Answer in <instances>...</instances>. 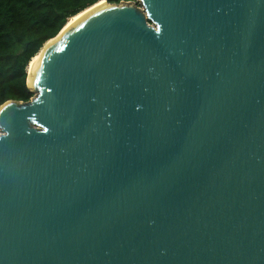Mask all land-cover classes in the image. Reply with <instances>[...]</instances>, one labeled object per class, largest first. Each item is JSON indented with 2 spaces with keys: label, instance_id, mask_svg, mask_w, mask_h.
<instances>
[{
  "label": "water",
  "instance_id": "water-1",
  "mask_svg": "<svg viewBox=\"0 0 264 264\" xmlns=\"http://www.w3.org/2000/svg\"><path fill=\"white\" fill-rule=\"evenodd\" d=\"M27 84L0 264H264V0L107 1Z\"/></svg>",
  "mask_w": 264,
  "mask_h": 264
},
{
  "label": "trees",
  "instance_id": "trees-1",
  "mask_svg": "<svg viewBox=\"0 0 264 264\" xmlns=\"http://www.w3.org/2000/svg\"><path fill=\"white\" fill-rule=\"evenodd\" d=\"M98 0H0V105L33 96L28 64L69 17ZM111 3L135 0H107Z\"/></svg>",
  "mask_w": 264,
  "mask_h": 264
},
{
  "label": "bare ground",
  "instance_id": "bare-ground-1",
  "mask_svg": "<svg viewBox=\"0 0 264 264\" xmlns=\"http://www.w3.org/2000/svg\"><path fill=\"white\" fill-rule=\"evenodd\" d=\"M107 1L106 0H98L96 3H93L91 6H88L87 8L83 9L81 12L77 13L76 15L74 16H71L69 17V19L67 20V23L65 24V26L60 30V32L57 34L59 35L63 30H65L70 24H72L76 19H78L82 14H84L89 8H92V7H95L97 5H100V4H103V3H106ZM56 35V36H57ZM55 36V37H56ZM51 38L49 39L43 46V48L39 51V53H37L30 61L29 63V68H28V72L29 74H31V71H32V68H33V65H34V62H35V59L36 57L42 52V50L55 38Z\"/></svg>",
  "mask_w": 264,
  "mask_h": 264
}]
</instances>
